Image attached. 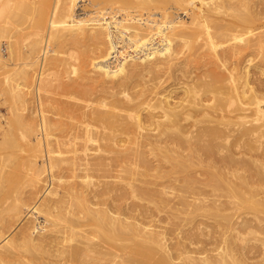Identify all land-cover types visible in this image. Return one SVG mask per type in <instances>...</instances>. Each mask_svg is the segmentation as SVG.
Returning <instances> with one entry per match:
<instances>
[{
	"label": "bare ground",
	"instance_id": "6f19581e",
	"mask_svg": "<svg viewBox=\"0 0 264 264\" xmlns=\"http://www.w3.org/2000/svg\"><path fill=\"white\" fill-rule=\"evenodd\" d=\"M46 28L10 97L61 67L79 96L0 139V264H264V0H56Z\"/></svg>",
	"mask_w": 264,
	"mask_h": 264
},
{
	"label": "rangeland",
	"instance_id": "374dc122",
	"mask_svg": "<svg viewBox=\"0 0 264 264\" xmlns=\"http://www.w3.org/2000/svg\"><path fill=\"white\" fill-rule=\"evenodd\" d=\"M55 1L56 0H22V1L19 2L17 0V4H19L20 7L18 8V11H17V14H16L17 16L15 17L16 18L15 25H17V28H19V30L11 32V37L12 38H10V40L12 42H15V41L17 42L18 41V44L21 47L24 55H28V53H31V54L28 55L29 56L28 59H26L24 57H21L20 59H18V57L16 55H13L12 57L7 58L9 56L7 54L8 51H7V47H6V43H5V39L6 38L5 39H1V41H0V54L3 55L2 59L3 60H7L10 63L9 64L10 66L8 65L4 69L2 67H0V139H2L3 136L6 134L5 137H10L11 140L14 138L13 141H18L19 138H20L19 135L21 133H23V131L24 132L26 131V129L23 126V122H20L21 120L18 119V118L23 119V117L25 115V119L28 120V121L31 118L39 120L38 109H40L42 111L45 110V112L49 116H51V117L53 116L54 117V116H56L53 113L54 112V108H52V106L50 107L51 103L54 102V100H53L54 98H56L55 100L58 99V101H65L66 100L67 102H73V101H71V100H73V99L70 98L71 96L68 97V95L71 93V95L79 96L77 90H71V88H68L70 86L71 80L75 77V75H73V74H71L69 72L68 68H66V69H68V71L65 68H63V67H61V69H59V71H58V73H59L58 74L59 83H57L56 81H53V84H52L53 87L52 86L50 87L51 90L49 89L48 91H46L47 93H44L43 91H41L42 93L40 92L41 93L40 94V98L43 97V99L41 98L43 104H39V105H37L38 103H37V101H35L37 92L35 91V89L33 90V88H32L33 85H31L29 82H25L24 80H22L20 78L18 79V82L20 81V84H19L18 87L22 91L28 93L27 96L29 97V105H28V109L27 110L22 108L23 104L19 100H14L12 97H10L9 87L11 85L5 83L2 80L4 71L7 70V69L8 70L10 69L9 72H11L15 68H20L21 66H23L28 71H30V73H32L33 69H37L39 67L42 56H41V51L38 50V46H40V47L43 46V42H44L43 39L46 37V34L48 32V29L46 28V26H47V18H48V16L50 15V13L52 11V7H53ZM60 3L62 4V1H60ZM29 18L31 19V21L29 20ZM54 18H57V17L54 16ZM34 21L35 22L39 21V22L35 23V24H38L39 26L35 25ZM1 24H2V18H0V25ZM38 28L40 30L39 34H35V30L37 31ZM51 28L52 27L49 28V32H50ZM1 33L2 32H0V35H2ZM20 37H22L21 39H23V37H28V38L25 39V40L23 39L21 42H19L21 40ZM34 41H35V43L38 42L39 45L36 48L33 47L34 49H32L31 46L34 43ZM37 53L39 54L38 57L35 56ZM51 55H53L52 51L46 52L45 55H44V59L47 60V58L49 56H51ZM14 56H15L16 59L14 58ZM11 61H12V63H11ZM67 73L68 74L70 73V75H73V76L67 75ZM66 76H69L71 79L69 77H66ZM76 79H78V78H76ZM62 82H64V83H62ZM65 82L68 83V84H66ZM15 83H17V82H15ZM66 85H67V87H65ZM55 86H58V87L56 88ZM70 90H71V92H70ZM61 92H62V95L64 94L63 97H60V96H62V95H60ZM65 93H67V94L65 95ZM38 95H39V93H38ZM44 95H45V97H44ZM7 96H9L10 98L7 97ZM47 96H49V97H47ZM51 96H52L53 99L51 98ZM53 96H55V97H53ZM46 97H47V100H46ZM31 99L34 100V101L32 102ZM30 103L32 105H30ZM37 106L38 107L42 106V107L38 108ZM33 107H34V110H33ZM35 108H37V109H35ZM49 110H50L51 113L49 112ZM12 111H14V112H12ZM32 111H33V113H35V111H36L35 114L37 116H35L32 113ZM26 114H28V115L26 116ZM32 114L34 115V118L32 117L33 116ZM66 116H67V114L66 115H64V113L62 114V118H64V119L67 118L66 119L67 121H69V120L71 121V119H69ZM20 130H22V131L20 132ZM11 132H13L14 134L12 133L10 135L9 133H11ZM18 132H19V134H18ZM15 146L16 145L13 144V146H9L8 147L9 149L8 148L7 149L0 148V151H1V149L2 150H11L13 148L16 149ZM21 152H22V154H26V152H23V151H21ZM258 235L260 237L264 236V234H258ZM206 238H208V237H206Z\"/></svg>",
	"mask_w": 264,
	"mask_h": 264
}]
</instances>
